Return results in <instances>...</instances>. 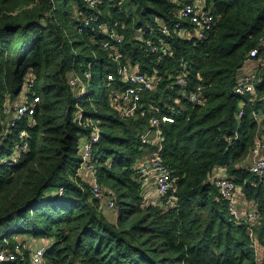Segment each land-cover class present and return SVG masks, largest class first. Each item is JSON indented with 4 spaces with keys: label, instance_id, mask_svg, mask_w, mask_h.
<instances>
[{
    "label": "trees",
    "instance_id": "obj_1",
    "mask_svg": "<svg viewBox=\"0 0 264 264\" xmlns=\"http://www.w3.org/2000/svg\"><path fill=\"white\" fill-rule=\"evenodd\" d=\"M184 1L102 0L88 8L84 0H0V247L13 256L4 264H30L28 253L22 259L14 251L21 235L49 243L45 264H264V186L248 170L252 149L264 140V66L252 98L234 92L249 49L264 39V0H205L214 22L199 39L177 34L192 31L177 16ZM83 15H97L122 36L120 63L101 49L105 34L79 33ZM127 62L158 80L142 93L140 109L123 117L111 102L123 84L107 76ZM182 64L185 89L203 86L200 104L174 83ZM73 74L88 88L81 96L80 85L69 83ZM28 81L29 96L40 101L29 119L10 126L3 106L14 107ZM148 102L180 108L162 126L159 147L140 142ZM78 107L100 127L94 162L100 185L114 194L112 217L74 175L90 131L77 122ZM145 152H157L175 179L163 195L141 194L134 167ZM221 175L254 203L246 208L256 211L252 225L228 212L214 183Z\"/></svg>",
    "mask_w": 264,
    "mask_h": 264
},
{
    "label": "built area",
    "instance_id": "obj_2",
    "mask_svg": "<svg viewBox=\"0 0 264 264\" xmlns=\"http://www.w3.org/2000/svg\"><path fill=\"white\" fill-rule=\"evenodd\" d=\"M88 8H95L102 0H84ZM177 16L180 20L188 22L192 28V31L187 32L180 28L177 30L179 36L188 37L190 34L196 38H203L208 29L212 27L214 22L213 14L207 7L205 0H185L182 3L181 8L177 12ZM84 28H91L92 30H98L105 34L107 37L100 41V47L107 52L109 58L113 61L120 63V44L122 42V36L118 34L114 29H111L106 24L99 21L97 15H83L81 24L78 28L79 33L83 32ZM161 32L163 34H169V30L163 23L160 25ZM158 46L151 45V51H157ZM162 54H166V47L160 49ZM248 61L255 62V66L246 72L238 73L236 84L234 86V92L239 96L253 97L256 92V84L259 81L258 68L264 66V39H260L256 44L249 49L247 53ZM243 63V64H244ZM243 66V65H242ZM86 72V71H85ZM188 74L187 65L182 64L178 73L176 74L174 83L179 86V92L185 95L188 100L194 104H200L203 101L202 98V84L197 83L191 90H186L188 85L186 76ZM86 82L90 79V72L85 74ZM108 80H119L122 84V88L112 91L111 102L112 106L123 117H130L135 114L142 105V93L146 91H152L155 88V84L158 80V76L154 71L151 74L139 72L136 65H131L128 62L122 65H118L115 74L111 73L107 76ZM69 83L71 86L77 84L80 85L81 96L88 91V88L81 82L80 77L73 74L69 77ZM31 83L28 81L24 84L22 93L18 98V102L14 104V107H10L8 104L3 106V112L6 116L11 117L10 126H13L15 120H19L22 117L28 119L34 114L36 106L40 99L38 96H29V90ZM178 102V98L174 99ZM146 105L151 110L149 118V125L144 132L140 135V142L142 144H148L159 147L162 141V126L166 123H173L176 120V115L180 113V108L174 105L165 104L164 109L150 102ZM240 106H243V102H240ZM240 115L242 110L239 111ZM253 117L258 121L261 120L259 113L252 111ZM77 122L84 128L90 129L89 133L84 135L79 144V164L76 167L74 175L80 181H84L90 188L91 195L100 202V206L103 211L113 212L115 208V199L112 191L103 189L100 185L97 167L94 162V147L100 139V127L97 121L93 118L83 116V110L81 107L77 108L75 115ZM15 119V120H14ZM20 136L25 137V132H21ZM262 149H264V142L261 141L251 151V161L248 166V170L254 176L259 178L263 182L264 186V156L262 155ZM26 150V143L24 142L19 151ZM134 176L140 179L142 183L141 194L144 198L149 197L151 194L163 195L174 184V177L171 175L168 166H166L157 152H145L136 160L134 167ZM222 169H217L220 171ZM218 193L226 202V208L228 212L234 217L235 220H243L252 225L257 217L256 211L245 208H240L237 202V186L231 178L226 176H219L214 180ZM250 236H253L252 231ZM20 246L18 243L14 244L15 253H19ZM46 247L43 245H34L29 248L28 258L30 264H45L44 254ZM9 258H13L6 246L0 247V264L7 262Z\"/></svg>",
    "mask_w": 264,
    "mask_h": 264
},
{
    "label": "rangeland",
    "instance_id": "obj_3",
    "mask_svg": "<svg viewBox=\"0 0 264 264\" xmlns=\"http://www.w3.org/2000/svg\"><path fill=\"white\" fill-rule=\"evenodd\" d=\"M82 47H84V44H81V45H79L78 46V48L79 49H81ZM85 53H89V52H85ZM256 64V63H255ZM255 66V65H254ZM253 66V67H254ZM105 83V79H104V81L102 82V84H104ZM101 82L99 81V82H95L94 83V86H95V91L97 92L98 90H100L101 89ZM108 213V212H107ZM14 243L13 244H15V243H18V245L20 246V249H19V256L23 259L24 257H25V253H29L28 251H29V248L31 247V246H34V245H38V244H36V238H31L30 236H28V235H21V236H14ZM38 242L39 243H44V242H42V239H38Z\"/></svg>",
    "mask_w": 264,
    "mask_h": 264
},
{
    "label": "crops",
    "instance_id": "obj_4",
    "mask_svg": "<svg viewBox=\"0 0 264 264\" xmlns=\"http://www.w3.org/2000/svg\"><path fill=\"white\" fill-rule=\"evenodd\" d=\"M255 65V62L253 63V61H246L243 66L240 68V73H243V72H246L248 71L249 69H251L253 66ZM264 137V136H263ZM264 141V140H263ZM217 170V169H216ZM237 202H238V205L240 208H252L254 207V203L253 202H250L248 200H246V198L244 197V195L240 192V191H237ZM109 217H112L113 213L112 212H108L107 213ZM42 242H44L43 244L42 243H39L38 242V239L36 240V244L38 245H43V246H47V244H49L46 240L42 239Z\"/></svg>",
    "mask_w": 264,
    "mask_h": 264
}]
</instances>
